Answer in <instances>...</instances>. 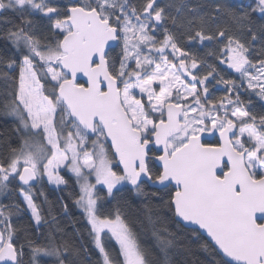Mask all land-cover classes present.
Listing matches in <instances>:
<instances>
[{
    "label": "snow or ice",
    "instance_id": "6c2138e0",
    "mask_svg": "<svg viewBox=\"0 0 264 264\" xmlns=\"http://www.w3.org/2000/svg\"><path fill=\"white\" fill-rule=\"evenodd\" d=\"M257 102L264 0H0V264H264Z\"/></svg>",
    "mask_w": 264,
    "mask_h": 264
},
{
    "label": "trees",
    "instance_id": "16d2710c",
    "mask_svg": "<svg viewBox=\"0 0 264 264\" xmlns=\"http://www.w3.org/2000/svg\"><path fill=\"white\" fill-rule=\"evenodd\" d=\"M264 110V109H261ZM11 127V118L7 119V122L4 117H0V131H4ZM48 198L50 201H55L58 196L66 195V193L56 192L53 189H47ZM41 200L43 198H40ZM71 207V201H67ZM155 202H153L152 206L154 207ZM47 205H45V208ZM73 217L78 216L77 210L73 207L72 208ZM158 219L156 215L152 216V220H149L147 208L140 203L139 200L135 201L132 205L131 210V219L134 221V226L140 236L142 244L147 247H153L155 244L154 237L152 235L153 228L163 229L167 228L172 232H177L179 226L174 222L171 213H167L163 209L158 210ZM21 222L27 220V217H21ZM59 222L61 227H67L68 231L71 233V227L69 225V217L60 216ZM47 231V229H45ZM182 231V230H181ZM87 239V238H86ZM20 241H24V234H20ZM115 242L113 241V244ZM27 259V257H26ZM47 259V258H45ZM173 260H187L189 264H211L213 257L201 249L198 245L192 244L191 245V253L186 257H172ZM218 259V258H217ZM95 260V257H93Z\"/></svg>",
    "mask_w": 264,
    "mask_h": 264
},
{
    "label": "flooded vegetation",
    "instance_id": "af4514ba",
    "mask_svg": "<svg viewBox=\"0 0 264 264\" xmlns=\"http://www.w3.org/2000/svg\"><path fill=\"white\" fill-rule=\"evenodd\" d=\"M215 95H217V96L223 95V92L222 91H216L215 92ZM261 109H264V108H262L261 105L259 104V102H257V104H256V110L257 111H262Z\"/></svg>",
    "mask_w": 264,
    "mask_h": 264
}]
</instances>
